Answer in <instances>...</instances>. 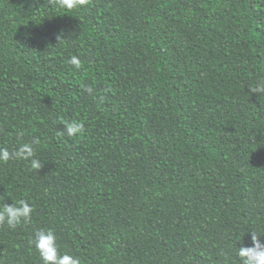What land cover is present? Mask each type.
<instances>
[{
	"label": "trees",
	"instance_id": "16d2710c",
	"mask_svg": "<svg viewBox=\"0 0 264 264\" xmlns=\"http://www.w3.org/2000/svg\"><path fill=\"white\" fill-rule=\"evenodd\" d=\"M261 79L264 0H0V147L38 139L43 163L0 162V205L34 208L0 224V264H42L40 228L80 264H240L264 233Z\"/></svg>",
	"mask_w": 264,
	"mask_h": 264
},
{
	"label": "clouds",
	"instance_id": "9594fccd",
	"mask_svg": "<svg viewBox=\"0 0 264 264\" xmlns=\"http://www.w3.org/2000/svg\"><path fill=\"white\" fill-rule=\"evenodd\" d=\"M51 2L59 9L71 11L74 8L84 5L86 0H51ZM58 39L60 38L58 37ZM68 63L77 70L81 68V60L77 56H72ZM85 91L92 93L93 89L86 87ZM250 92L264 94V79L257 81L255 86L250 85ZM63 123V132L69 137H75L84 131L83 123L75 120L71 122L65 121ZM38 143L39 140L37 139L32 143L22 144L12 151L7 147H0V162L23 159L30 161L33 170H40L43 163L35 157L33 148V144ZM0 199H3V197L0 196ZM33 212V206L23 199L19 201L14 200L13 204L3 203L0 205V224H6L9 228H15L22 223L30 222ZM261 237H264V233L252 231V246L238 248L236 255L239 257L240 264H264V243L261 242ZM29 242L39 254L42 264H80V260L77 257L67 252H60L56 233L51 228L37 229Z\"/></svg>",
	"mask_w": 264,
	"mask_h": 264
}]
</instances>
